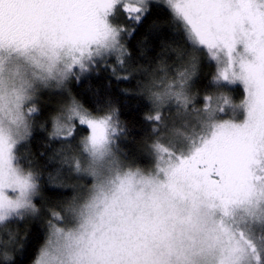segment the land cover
Returning <instances> with one entry per match:
<instances>
[{"label":"snow or ice","instance_id":"6c2138e0","mask_svg":"<svg viewBox=\"0 0 264 264\" xmlns=\"http://www.w3.org/2000/svg\"><path fill=\"white\" fill-rule=\"evenodd\" d=\"M165 3L189 49L178 52L171 79L162 68L165 75L152 74L138 92L124 91L150 103L145 147L155 166L145 171L121 150L129 133L118 108L99 91L86 107L68 85L105 70L118 82L148 75L133 66L126 42L164 5L0 0L2 264H14L9 250L18 243L9 224L40 214L43 172L31 162L26 171L16 155L34 128L47 133L40 156L68 165L85 185L73 186L66 206L50 212L33 264H264V0ZM201 55L216 64L202 97ZM50 89L66 99L45 114L39 97ZM53 143L62 147L49 155ZM56 180L49 174V186L61 187Z\"/></svg>","mask_w":264,"mask_h":264},{"label":"trees","instance_id":"16d2710c","mask_svg":"<svg viewBox=\"0 0 264 264\" xmlns=\"http://www.w3.org/2000/svg\"><path fill=\"white\" fill-rule=\"evenodd\" d=\"M156 3L163 5L160 2ZM126 43L136 58L133 66L147 70L148 75L143 72H135L130 81L121 80L118 82L111 79L105 70L100 71L98 75L93 73L79 83L70 81L68 89L86 107L94 104V100L97 98L96 93L99 91L101 98L105 101L110 100L118 108L120 119L126 125L129 133L120 141L121 150L127 153L129 160L135 161L136 167L147 171L151 168L153 161L152 154L145 147L146 142L150 143L152 139L151 125L144 119L145 116L152 114L150 103L146 96H126L124 91L138 92L140 84L150 80L152 74L162 77L161 69L176 67L175 64L181 61L178 59V52L189 49V45L165 6L154 9L152 17ZM117 72H120L118 67ZM215 72L213 62L209 61L206 55H201L196 83L199 93L206 91L205 86L209 84ZM109 80H111L110 87L107 83ZM211 91L213 90L209 89V92ZM232 95L235 101L241 98L239 90H236ZM55 98L53 96V98L49 97L41 101L40 107L45 114L63 101L57 97L56 102ZM34 123L37 126L44 124V116L37 118ZM46 127L50 132L51 125ZM83 135L86 133L76 136L73 142L74 149L79 150ZM46 137V132L34 128L30 141L17 146L16 155L23 159L22 166L25 170H30L28 164L31 162L37 170L43 172V176L41 197L35 201L40 210L39 216L30 219L24 218L20 222L10 223L8 227V230L15 233L18 239V243L10 246L9 250L14 264H33L38 249L43 246L48 236L50 212L66 206V203L74 195L73 186L85 185L84 179H77L75 173L68 170V165H62L59 160L49 163L40 156V153L45 150ZM61 147V144L53 143L52 149H49V155L53 149ZM49 174L56 176L57 180L54 183L62 186L58 188L49 186ZM53 223L56 221L53 220ZM0 238H6L3 231H0ZM0 264H2V260H0Z\"/></svg>","mask_w":264,"mask_h":264},{"label":"rangeland","instance_id":"374dc122","mask_svg":"<svg viewBox=\"0 0 264 264\" xmlns=\"http://www.w3.org/2000/svg\"><path fill=\"white\" fill-rule=\"evenodd\" d=\"M156 2H160V3H162V4L166 7L165 0H156ZM212 62H213V61H212ZM180 64H181V61H178V62L175 64L176 67L171 66L170 69L167 68V69H168L167 77H168L169 79H171V77L174 75L176 69L180 67ZM213 64H214L215 69H216V64H215V62H213ZM161 72H162V73H161V76H164V75H165L164 71L161 70ZM68 86H69V85H68ZM236 87H237V90H239L240 93H241V98H240V100L235 101V102L238 104V103H240V101L243 99V94H242V89H240L238 86H236ZM208 91H209V89H208ZM204 94H205V92H204V93L201 92V93H200V96L202 97ZM53 96L56 97V98L58 97V98H60V99L63 100V101L66 99V94H65L62 90H56V89L43 90V91L41 92V94H40V97H39V106H40V103H41L42 100H44V99H46V98H49V97L53 98ZM56 98H55L54 100L57 102ZM197 107H203L202 103H200V102L198 101V103H197ZM152 156H153V155H152ZM154 166H155V157L153 156V161H152L151 168H150L149 170H147V171H151V170L154 168ZM30 218H32V217H25V219H30ZM20 221H21V220H19V221H17V222H20ZM258 235H259V233H258Z\"/></svg>","mask_w":264,"mask_h":264}]
</instances>
